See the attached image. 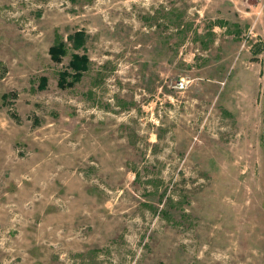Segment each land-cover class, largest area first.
Returning a JSON list of instances; mask_svg holds the SVG:
<instances>
[{
	"label": "rangeland",
	"instance_id": "1",
	"mask_svg": "<svg viewBox=\"0 0 264 264\" xmlns=\"http://www.w3.org/2000/svg\"><path fill=\"white\" fill-rule=\"evenodd\" d=\"M263 100L264 0H0V264H264Z\"/></svg>",
	"mask_w": 264,
	"mask_h": 264
},
{
	"label": "trees",
	"instance_id": "2",
	"mask_svg": "<svg viewBox=\"0 0 264 264\" xmlns=\"http://www.w3.org/2000/svg\"><path fill=\"white\" fill-rule=\"evenodd\" d=\"M55 38L56 39L54 43L48 49V53L53 61L60 62L61 57L68 54V48L66 46V43L63 41L62 38H60L58 34L56 35ZM68 39L72 43V48L74 50H77L84 46L85 33L84 31L79 30L77 32H74L72 35H68ZM259 53H260V48L257 47L255 49V54H259ZM89 63H90L89 57L87 56L85 52L70 53V60H69L68 69H67L69 71L63 70L59 72V79H58L59 86L65 87L67 85L68 86L72 85L75 81H77L81 77L82 72L88 69ZM67 77H71V80L66 81ZM42 80H45V79L42 78ZM44 84L45 83H42L43 86H45Z\"/></svg>",
	"mask_w": 264,
	"mask_h": 264
},
{
	"label": "crops",
	"instance_id": "3",
	"mask_svg": "<svg viewBox=\"0 0 264 264\" xmlns=\"http://www.w3.org/2000/svg\"><path fill=\"white\" fill-rule=\"evenodd\" d=\"M264 101V100H263ZM264 104V103H263ZM262 124H261V145L264 147V140H262L263 136H264V109H263V112H262ZM261 153H262V163H263V174H264V155H263V150L261 148ZM262 169V168H261Z\"/></svg>",
	"mask_w": 264,
	"mask_h": 264
},
{
	"label": "built area",
	"instance_id": "4",
	"mask_svg": "<svg viewBox=\"0 0 264 264\" xmlns=\"http://www.w3.org/2000/svg\"><path fill=\"white\" fill-rule=\"evenodd\" d=\"M184 79H180L179 81H178V87L179 88H182V87H184V86H186V84L184 83V81H183Z\"/></svg>",
	"mask_w": 264,
	"mask_h": 264
}]
</instances>
